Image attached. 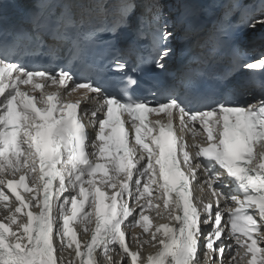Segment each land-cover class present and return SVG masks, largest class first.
<instances>
[{"label": "snow or ice", "instance_id": "1", "mask_svg": "<svg viewBox=\"0 0 264 264\" xmlns=\"http://www.w3.org/2000/svg\"><path fill=\"white\" fill-rule=\"evenodd\" d=\"M118 15L129 23L133 5L122 0ZM152 20L151 29L137 22L136 37L162 69L175 33L162 16ZM257 24L264 18L248 27ZM82 26L69 7L34 20V38L43 47L35 33ZM5 31L0 0V264H57L65 248L79 264H100L98 251L108 264H224L226 239L236 246L228 264H264V98L195 108L174 92L155 105L121 97L74 66L30 67ZM92 38L75 41L73 55ZM133 55L119 50L111 70L127 72ZM244 67L264 69V58ZM161 208L170 222L154 224L145 213ZM77 221L90 233L83 243ZM137 227L149 238L133 236V250ZM145 243L158 248L146 258Z\"/></svg>", "mask_w": 264, "mask_h": 264}, {"label": "bare ground", "instance_id": "2", "mask_svg": "<svg viewBox=\"0 0 264 264\" xmlns=\"http://www.w3.org/2000/svg\"><path fill=\"white\" fill-rule=\"evenodd\" d=\"M161 217H165V215L162 212H161L160 218ZM141 233L142 232H140V235H141ZM148 238H149V235H146V239H148ZM143 240L144 239H141V242H143ZM133 246L137 247V242L134 239H133ZM115 248L117 249V251L115 252V258H113V259L115 261L119 262V260H120L119 247L116 246ZM156 250H157V248H154L152 246V244L145 243L144 247L142 249V255L146 258L147 255L155 253ZM59 262H60V264H75V258H74V255L71 253L70 249L65 248L63 251H61L60 257H59ZM105 264H108L106 256H105Z\"/></svg>", "mask_w": 264, "mask_h": 264}]
</instances>
